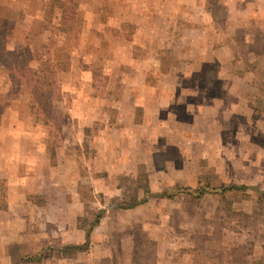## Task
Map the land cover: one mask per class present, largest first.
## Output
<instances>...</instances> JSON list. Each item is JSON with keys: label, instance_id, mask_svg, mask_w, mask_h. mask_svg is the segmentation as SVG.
<instances>
[{"label": "rangeland", "instance_id": "obj_1", "mask_svg": "<svg viewBox=\"0 0 264 264\" xmlns=\"http://www.w3.org/2000/svg\"><path fill=\"white\" fill-rule=\"evenodd\" d=\"M23 4L0 45L65 70L39 114L0 66V264H264V0Z\"/></svg>", "mask_w": 264, "mask_h": 264}, {"label": "trees", "instance_id": "obj_2", "mask_svg": "<svg viewBox=\"0 0 264 264\" xmlns=\"http://www.w3.org/2000/svg\"><path fill=\"white\" fill-rule=\"evenodd\" d=\"M29 59L28 54L10 53L5 47L0 45V66H7L9 68V75L14 83L26 86L32 95L34 103L38 105V113L43 114V112L46 113L51 108V100L57 92L56 88L59 85V72L64 71L65 68H61V64L58 62L52 63L50 61V64L45 69L36 71L28 65ZM247 189H249L247 185L221 183L212 186L209 184L200 185L196 189L189 190V193L193 197L200 198L206 193L224 196L226 193L246 192ZM252 189L260 198L264 195V190H259L256 187ZM157 196H161V194H157ZM89 231L87 230L88 235ZM66 248L62 250L64 254H67ZM72 248L83 249V246L73 245Z\"/></svg>", "mask_w": 264, "mask_h": 264}, {"label": "crops", "instance_id": "obj_3", "mask_svg": "<svg viewBox=\"0 0 264 264\" xmlns=\"http://www.w3.org/2000/svg\"><path fill=\"white\" fill-rule=\"evenodd\" d=\"M8 1H10V10L17 11L18 9H20V11H26V8L23 4L24 0H1L0 2L1 3L4 2V4H8ZM12 82H13L12 80L10 81V83L8 82L9 87L13 85ZM34 144L38 145V143H34ZM2 145L1 146L4 148V143ZM12 163L13 162L11 161L10 154H5L4 156V153L2 152L0 153V181H5V180L7 181V191L10 195L15 190L26 189L27 187H29L24 184V180H28L29 178H32L30 176H26V177L24 176L22 178L21 174L15 173V170L17 168L14 169ZM2 166L6 168L7 173H4L5 171L2 169Z\"/></svg>", "mask_w": 264, "mask_h": 264}]
</instances>
